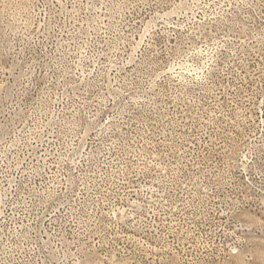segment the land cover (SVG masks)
Returning <instances> with one entry per match:
<instances>
[{
  "label": "rangeland",
  "instance_id": "obj_1",
  "mask_svg": "<svg viewBox=\"0 0 264 264\" xmlns=\"http://www.w3.org/2000/svg\"><path fill=\"white\" fill-rule=\"evenodd\" d=\"M0 264H264V0H0Z\"/></svg>",
  "mask_w": 264,
  "mask_h": 264
}]
</instances>
